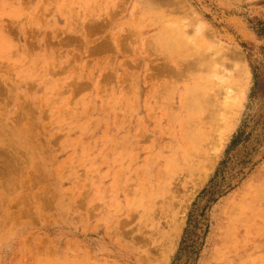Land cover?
Listing matches in <instances>:
<instances>
[{
	"label": "rangeland",
	"instance_id": "rangeland-1",
	"mask_svg": "<svg viewBox=\"0 0 264 264\" xmlns=\"http://www.w3.org/2000/svg\"><path fill=\"white\" fill-rule=\"evenodd\" d=\"M146 1L0 0V264H264V0Z\"/></svg>",
	"mask_w": 264,
	"mask_h": 264
},
{
	"label": "bare ground",
	"instance_id": "bare-ground-1",
	"mask_svg": "<svg viewBox=\"0 0 264 264\" xmlns=\"http://www.w3.org/2000/svg\"><path fill=\"white\" fill-rule=\"evenodd\" d=\"M153 1V0H152ZM160 1V0H159ZM146 2H148V0L146 1ZM157 2V1H156ZM149 3V2H148ZM152 3H154V2H152ZM151 3V4H152ZM114 4V3H113ZM147 6H148V4H147ZM155 6V5H154ZM150 8H151V6H149ZM156 7V6H155ZM152 8H154V7H152ZM148 9V8H147ZM41 10V9H40ZM150 14V13H149ZM160 15V14H159ZM159 15H157V16H159ZM39 16V15H38ZM162 16V15H161ZM156 17V16H155ZM41 18V17H40ZM163 18V17H162ZM160 19V18H159ZM153 20V19H152ZM89 21V20H88ZM135 21V20H134ZM151 21V20H150ZM157 23V22H156ZM155 23V24H156ZM177 23V22H176ZM167 24V26L168 27H170V23L168 24V22L166 23ZM175 24V23H174ZM90 26V25H89ZM163 26V25H162ZM167 27V28H168ZM178 27V26H177ZM90 28V27H89ZM179 28V27H178ZM166 29V28H165ZM176 29V28H175ZM174 29V30H175ZM172 30V29H171ZM170 30V31H171ZM173 30V31H174ZM177 30H179V29H177ZM177 30L175 31V34H174V36L176 35V33H177ZM169 32V33H174V32ZM199 31H200V29H199ZM155 34V33H154ZM162 34V33H161ZM171 34V35H172ZM160 35V34H159ZM164 35H166V34H164ZM153 36V35H152ZM161 36V35H160ZM157 37V36H156ZM159 37V36H158ZM160 38H162V37H160ZM168 38V37H167ZM175 38V37H174ZM179 38V37H178ZM182 38V37H181ZM171 39H173V35H172V38ZM186 39H188V38H186ZM147 40V39H146ZM156 40H157V38H156ZM170 40V39H169ZM179 40V39H178ZM148 41V40H147ZM170 41H172V40H170ZM176 42H178L177 40H176ZM175 42V43H176ZM180 42H182V41H180ZM189 42H191V41H189ZM152 43V42H151ZM165 43V42H164ZM171 43V42H170ZM179 43V42H178ZM183 43V42H182ZM148 44V43H147ZM150 44V43H149ZM177 44V43H176ZM188 44V43H187ZM104 45V44H103ZM103 45H101V46H103ZM179 45V44H178ZM150 46H152V45H150ZM175 47H176V45H174ZM169 47H171V46H169ZM172 48H174V47H172ZM178 48V47H177ZM185 48V47H184ZM183 48V49H184ZM195 48V47H194ZM202 48H204V46L202 47ZM207 48V47H206ZM167 49V48H166ZM170 49V52L173 50H171V48H169ZM182 49V50H183ZM196 49V48H195ZM194 49V50H195ZM180 50V49H179ZM196 50H198V49H196ZM205 50H207V49H205ZM190 51V50H189ZM200 51V50H199ZM168 52V51H167ZM195 53V52H194ZM201 53H204V51H203V49H202V51H201ZM206 53V52H205ZM221 53V52H220ZM185 54V53H184ZM206 55V54H205ZM166 56V55H165ZM217 56H219V55H217ZM182 57H184L183 55H182ZM208 57V56H207ZM166 58V57H165ZM168 58V57H167ZM210 58V57H209ZM220 58V57H219ZM218 58V59H219ZM211 59V58H210ZM217 59V58H216ZM215 59V60H216ZM221 59V58H220ZM184 60V59H183ZM181 61V60H180ZM193 61V60H192ZM194 61H196V59L194 60ZM211 61V60H210ZM217 61H219V60H217ZM176 62V61H175ZM178 62V61H177ZM209 62V61H208ZM221 62V61H220ZM179 63V62H178ZM184 63V62H183ZM193 63V62H192ZM205 63H207V61L205 62ZM211 63V62H210ZM210 63H209V65H210ZM223 64H224V62H222ZM187 64V63H186ZM191 64V63H190ZM189 63H188V65L187 66H189L190 65ZM194 64V66L196 65L195 63H193ZM193 64H192V66H193ZM198 65H200V63L199 64H197V67H199ZM167 66V65H166ZM166 66H164V67H166ZM180 66V65H179ZM193 66V67H194ZM202 65H200V67H201ZM222 66V65H221ZM186 66H181V67H179V69H176L175 71L173 70L172 72L174 73L175 72V74L176 75H180L183 71H184V68H185ZM207 67H208V65H207ZM210 67V66H209ZM187 68V67H186ZM191 68V67H190ZM189 68V69H190ZM161 69H163V68H161ZM165 69V68H164ZM163 69V70H164ZM171 69V68H170ZM194 69H196V67H194ZM205 69V68H204ZM207 69H209V68H207ZM187 70H188V68H187ZM192 70V69H191ZM201 70V69H200ZM219 70V69H218ZM166 71V70H165ZM186 71V70H185ZM197 71V70H196ZM188 72V71H187ZM186 72V73H187ZM210 72V71H209ZM218 72V71H217ZM169 73H171V71L170 72H168V74ZM194 73V72H193ZM192 73V74H193ZM196 73H198V72H196ZM196 73H194V74H196ZM219 73H221V71L219 72ZM175 74H173V75H175ZM188 74V73H187ZM208 75V74H207ZM220 75V74H219ZM170 76V75H169ZM203 76V75H202ZM201 76V77H202ZM205 76V75H204ZM176 77V76H175ZM174 78V77H173ZM200 78V77H199ZM177 79V78H176ZM205 79H207V78H205ZM210 79V78H209ZM217 79H218V77H217ZM225 80V79H224ZM216 82H217V80H216ZM220 83V82H219ZM194 85H195V83H193ZM217 84H218V82H217ZM160 85V84H159ZM168 85H169V83H168ZM202 85H203V83H202ZM172 86V85H171ZM231 86V85H230ZM160 87H163L162 85L160 86ZM166 87V86H165ZM188 87H190V86H187V88ZM228 87H229V85H228ZM234 86H232V88L230 89V90H232V94H233V91H234V88H233ZM167 88V87H166ZM173 87H171V89H172ZM185 88V87H184ZM223 88V87H222ZM224 88H225V85H224ZM162 89V88H161ZM161 89H159V90H161ZM174 89V88H173ZM192 89H193V87H192ZM221 89V88H220ZM219 89V90H220ZM159 90H156V91H159ZM186 90V89H185ZM189 90H190V88H189ZM226 90V89H225ZM236 91H238L237 89H235ZM164 91H166L165 89H164ZM171 91V90H170ZM192 91V90H191ZM190 91V92H191ZM195 92H197L198 93V91H196V90H194ZM217 91V90H216ZM149 92H150V90H149ZM201 92V91H200ZM199 92V93H200ZM157 93V92H156ZM220 93V92H219ZM222 93V92H221ZM191 94V93H190ZM193 94V93H192ZM192 94H191V96H192ZM216 94V93H215ZM218 94V93H217ZM225 93H223V94H221V95H224ZM231 94V98H234L233 97V95ZM177 95H178V97H179V94H178V92H177ZM183 95V94H182ZM184 95H185V93H184ZM197 95H199V99H202V98H200V96L202 95H200V94H197ZM186 96V95H185ZM207 96V95H206ZM217 96V95H216ZM181 97V96H180ZM195 97V96H194ZM193 98V97H192ZM221 98V97H220ZM169 99V98H168ZM182 99H184V98H182ZM196 99V98H195ZM225 99V98H224ZM184 100H186V99H184ZM191 100V99H190ZM222 100H223V98H222ZM183 101V100H182ZM197 101V100H196ZM196 101L194 100H192V103L194 104V102L196 103ZM199 101V100H198ZM207 101V100H206ZM214 101V100H213ZM208 102V101H207ZM165 103V102H164ZM199 103V105L201 104L200 102H198ZM198 103H196V104H198ZM220 103H222L221 105L218 103V105H216L215 104V106H217V110H214V114H212V120H209L210 121V123H213V125H216L217 123L219 124V122L220 121H222V123H225V121H226V118H227V114L228 113H230V111L232 110V108L235 106V104L233 103V101H231L230 99L229 100H223L222 102L220 101ZM207 104H209V103H207ZM181 105V104H180ZM188 105V104H187ZM186 106V105H185ZM190 106V105H189ZM206 106V105H205ZM211 106V105H210ZM196 107V106H195ZM219 107V108H218ZM194 108V107H193ZM192 108V109H193ZM208 108H211V107H208ZM213 108V107H212ZM185 109V108H184ZM195 109V108H194ZM198 110H200V109H198ZM60 111V110H59ZM202 112H203V110H201ZM207 111V110H206ZM212 111V110H211ZM168 112V111H167ZM198 113H199V111H198ZM206 113H208V111L206 112ZM211 113V112H210ZM171 115V114H170ZM200 116L202 115L201 113L199 114ZM206 115V114H205ZM208 115H210V114H208ZM173 116V115H172ZM207 116V115H206ZM174 117V116H173ZM211 117V116H210ZM200 118V117H199ZM203 118V117H202ZM204 118H206V117H204ZM214 118L216 119L215 121H214ZM170 119V118H169ZM168 119V120H169ZM171 119H172V117H171ZM170 119V120H171ZM207 119V118H206ZM208 119H211V118H208ZM204 120V119H203ZM208 120H206V122H207ZM201 122V121H200ZM203 124V123H202ZM207 125V124H206ZM222 126V125H221ZM189 127H187V129H188ZM224 128V127H223ZM188 130H190V128L188 129ZM187 131V130H186ZM185 130L182 132V133H184V132H186ZM193 131V130H192ZM188 134V133H187ZM190 134V133H189ZM196 134V133H195ZM191 136V135H190ZM189 137V136H188ZM197 137V136H196ZM123 138V137H122ZM183 138V137H182ZM213 138V137H212ZM215 138V137H214ZM181 139V138H180ZM184 139V138H183ZM190 139V138H189ZM164 140H165V138H164ZM167 140V139H166ZM194 140L196 141V139L194 138ZM207 141H208V143H209V134H208V138L206 139ZM172 141V140H171ZM170 141V142H171ZM193 141V140H192ZM168 142V141H167ZM197 142V141H196ZM166 143V142H165ZM172 143V142H171ZM171 143H170V145H171ZM212 143V142H211ZM210 143V144H211ZM176 144V143H175ZM200 144V143H199ZM202 144V143H201ZM215 144V143H214ZM174 145V144H173ZM203 145V144H202ZM217 145V144H216ZM172 146V145H171ZM175 147V146H174ZM173 148V147H172ZM211 150V149H210ZM184 151H186V150H184ZM188 153V152H187ZM192 153V152H191ZM190 155V154H189ZM192 155V154H191ZM194 155V154H193ZM198 156V155H197ZM199 157V156H198ZM190 159L192 158V157H189ZM200 159V158H199ZM202 160V159H201ZM204 160H205V158H204ZM208 166V165H207ZM1 168V167H0ZM210 168V167H209ZM15 169V168H14ZM199 169V168H198ZM2 170V169H1ZM13 170V169H12ZM16 170V169H15ZM162 173H164V172H162ZM2 174V173H1ZM4 174H7V173H4ZM2 176H3V174H2ZM4 176H6V175H4ZM168 176H169V174H168ZM184 176V175H183ZM161 177V176H160ZM163 177H165V176H163ZM170 177V176H169ZM164 179V178H163ZM167 179V178H166ZM176 180V179H175ZM174 180V181H175ZM185 181V180H184ZM193 181V180H192ZM170 182V181H169ZM173 183V182H172ZM178 183V182H177ZM179 184V183H178ZM174 186H175V184H174ZM178 186V185H177ZM162 188V187H161ZM164 188V187H163ZM174 188V187H173ZM140 189V194H144L146 191L145 190H143V189H141V188H139ZM177 189V188H176ZM136 191H137V189H135ZM174 190V189H173ZM172 190V191H173ZM181 191V190H180ZM135 192V191H134ZM182 192V191H181ZM174 193V192H173ZM136 196V195H135ZM174 201V200H173ZM157 203V202H156ZM176 204V203H175ZM162 206H164V205H162ZM180 207V206H179ZM156 208V207H155ZM163 208H166V207H163ZM182 209V208H181ZM157 210H158V208H157ZM156 210V211H157ZM170 209H168V211H169ZM166 216V215H165ZM143 220V219H142ZM176 221V220H175ZM142 222V221H141ZM244 228V227H243ZM142 242V241H141ZM158 255V254H157ZM148 257H150V256H148Z\"/></svg>",
	"mask_w": 264,
	"mask_h": 264
}]
</instances>
